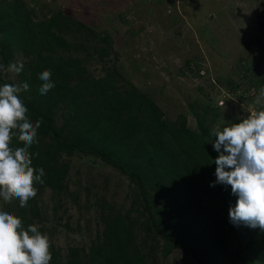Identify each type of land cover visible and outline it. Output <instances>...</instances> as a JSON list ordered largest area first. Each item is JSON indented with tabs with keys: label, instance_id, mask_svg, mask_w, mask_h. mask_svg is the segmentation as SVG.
I'll return each instance as SVG.
<instances>
[{
	"label": "rangeland",
	"instance_id": "obj_1",
	"mask_svg": "<svg viewBox=\"0 0 264 264\" xmlns=\"http://www.w3.org/2000/svg\"><path fill=\"white\" fill-rule=\"evenodd\" d=\"M9 2L21 6L22 27L36 29L55 16L71 23L68 31L55 29L68 43L56 48V61L82 68L85 80L108 79L127 92L135 87L167 121L184 116L198 131L195 114L205 108L215 117L211 130H222L260 110L254 99L264 88V0H0V7ZM10 53L7 67L20 62L24 67L19 75L2 71L0 86L26 83L36 63L16 43ZM24 95L28 97L27 91ZM50 108L55 130L62 129L67 137L63 104L44 102L40 110ZM52 137H38L36 145L47 152L54 145ZM57 163L65 170L61 192H37L34 212L28 205L21 208L19 200L4 203L0 198V211L21 218L25 230V225H36L63 259L74 248L87 260L103 226V211L126 217L148 264H264V231L229 222V208L237 200L230 186H222L225 212L212 188L202 184L191 192V201L181 198V206L172 208L151 192V208L164 237L147 221L135 182L118 169L78 150L60 153ZM215 181L211 177L210 183Z\"/></svg>",
	"mask_w": 264,
	"mask_h": 264
},
{
	"label": "trees",
	"instance_id": "obj_2",
	"mask_svg": "<svg viewBox=\"0 0 264 264\" xmlns=\"http://www.w3.org/2000/svg\"><path fill=\"white\" fill-rule=\"evenodd\" d=\"M23 16L21 6L16 3L0 7V64L7 67L13 43L36 58L26 82L28 97L24 95L21 99L28 108L30 121L33 124L42 121L37 138L52 134L54 140L47 152L36 144L29 150L32 166L43 168L45 172L44 183L35 184L38 192L46 188L63 190L65 170L58 166V157L62 152L78 150L118 169L135 182L144 202L147 221L164 237L167 235L151 208V192L172 208L174 204L181 206V198H190L191 192L202 184L212 188L211 193L220 199V207L225 212L227 202L223 185L210 186L211 177L216 180L217 166L213 161L219 153L210 144L216 140L211 130L215 117H209L208 109L204 108L201 115L195 114L199 129L194 131L184 116L175 121L163 119L162 111L153 100L133 86L127 92L113 86L108 79L85 80L80 76L82 68L56 61L53 56L57 47H68L67 41L55 34V29L68 31L71 23L55 16L33 29L20 25ZM45 70L51 71L55 87L41 95L39 89L43 81L39 74ZM44 102L53 106L63 104V119L70 126L67 137H62V129L55 130L53 109L40 110ZM12 146L22 144L14 138ZM34 199L28 202L31 212L35 210ZM99 218L103 226L97 231L87 260L74 248L68 251L69 259H63L59 250L51 245L50 264H148L147 255L138 246L125 216L120 212L104 214L102 211ZM167 241L171 242L169 238ZM170 246L168 242L166 248L169 250ZM194 257L201 262V258ZM218 264L224 263L219 261Z\"/></svg>",
	"mask_w": 264,
	"mask_h": 264
},
{
	"label": "clouds",
	"instance_id": "obj_3",
	"mask_svg": "<svg viewBox=\"0 0 264 264\" xmlns=\"http://www.w3.org/2000/svg\"><path fill=\"white\" fill-rule=\"evenodd\" d=\"M23 67L22 62L11 63L7 68L0 64V71L19 75ZM51 75L50 70L39 74L43 81L41 95L55 87ZM28 89L27 83L0 86V198L4 203L19 200L21 208L37 196L35 184H43L45 175L43 168L32 166L29 151L38 144L42 121L33 124L29 119L28 108L20 96ZM254 105L260 110H251L240 122L213 130V148L219 156L213 161L217 166L216 181L210 186H230L232 195L237 197L235 206L229 208L230 223L264 231V88H260ZM14 138L22 146L13 147ZM50 247L49 237L36 225L25 230L21 218L0 211V264H50Z\"/></svg>",
	"mask_w": 264,
	"mask_h": 264
}]
</instances>
